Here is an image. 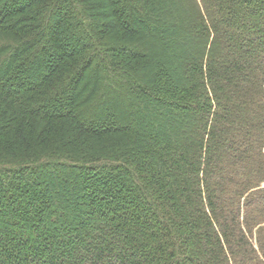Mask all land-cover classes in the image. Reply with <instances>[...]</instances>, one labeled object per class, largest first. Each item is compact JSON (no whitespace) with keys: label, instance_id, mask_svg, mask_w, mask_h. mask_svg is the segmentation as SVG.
I'll return each mask as SVG.
<instances>
[{"label":"trees","instance_id":"16d2710c","mask_svg":"<svg viewBox=\"0 0 264 264\" xmlns=\"http://www.w3.org/2000/svg\"><path fill=\"white\" fill-rule=\"evenodd\" d=\"M0 264H264V0H0Z\"/></svg>","mask_w":264,"mask_h":264}]
</instances>
